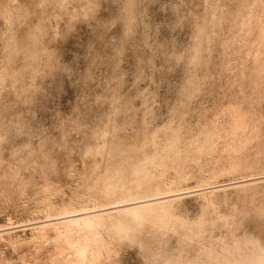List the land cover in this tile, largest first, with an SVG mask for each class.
<instances>
[{
	"label": "rangeland",
	"instance_id": "1",
	"mask_svg": "<svg viewBox=\"0 0 264 264\" xmlns=\"http://www.w3.org/2000/svg\"><path fill=\"white\" fill-rule=\"evenodd\" d=\"M263 253L264 0H0V264Z\"/></svg>",
	"mask_w": 264,
	"mask_h": 264
},
{
	"label": "bare ground",
	"instance_id": "2",
	"mask_svg": "<svg viewBox=\"0 0 264 264\" xmlns=\"http://www.w3.org/2000/svg\"><path fill=\"white\" fill-rule=\"evenodd\" d=\"M165 197V196H164ZM170 197V196H169ZM173 198V197H172ZM159 199V200H158ZM157 200L158 201H160V198H158ZM162 199V198H161ZM147 200V199H146ZM157 200H155V201H157ZM157 201V202H158ZM162 201V200H161ZM122 202V201H121ZM131 202H133L132 204H129V201H127V202H125V203H123V204H121V206H115L114 205V207L113 206H111V208L109 207L107 210H105V212H104V210H103V213H106V214H104V215H106L107 217H108V219L109 218H113L114 216H120V215H132V216H135V218H138V217H140V213L141 212H143V210H145V208H148V207H150V204H149V202H145V200H144V202L143 203H141V202H138V201H135V200H133V201H131ZM130 202V203H131ZM141 203V204H140ZM112 205V204H111ZM157 206V205H156ZM153 207V206H152ZM95 209V208H94ZM149 210H151V208L149 209ZM75 211V210H74ZM77 211V210H76ZM86 211V210H85ZM84 211V212H85ZM99 211H101V210H99ZM147 211H148V209H147ZM81 212V211H80ZM87 212H89V211H87ZM155 212V211H154ZM101 212H99V214H100ZM103 213H101V214H103ZM80 214H82V213H80ZM85 214V213H84ZM90 214V215H89ZM88 215L87 214H85V215H81V216H79L77 219H74V220H71V219H67L68 221H72V223L74 222V224L77 226L76 228L77 229H75V230H77V233H76V231H75V233H76V235H78V238H77V240L79 239V236L81 235V239L77 242V240H76V242H74V243H76L75 245H72L71 244V246L72 247H74V249L76 248V250H77V252L79 253V255L81 256L82 255V257L83 256H85L86 254H89V253H87V251H88V248H89V246L92 244L93 245V247H94V245L97 243V244H99L98 242H100V239H99V229H100V226L102 225V223L103 222H101V221H104V220H102V219H105V216L104 215H100V216H96V215H92L91 216V213H89ZM148 214V213H147ZM73 215V214H72ZM103 216V217H102ZM137 216V217H136ZM145 216V215H144ZM106 217V218H107ZM126 217V216H125ZM66 218V217H65ZM68 218V217H67ZM119 218V217H118ZM120 218H121V216H120ZM124 218V217H123ZM134 218V219H135ZM110 219V220H111ZM117 219V218H116ZM125 219V218H124ZM140 219V218H139ZM62 220V219H61ZM109 220V221H110ZM115 220V219H114ZM118 220V219H117ZM116 220V221H117ZM106 221H107V219H106ZM116 221H115V223H116ZM110 222H112V221H110ZM105 223V222H104ZM114 223V222H113ZM120 223H122V222H120ZM120 223H116L114 226L113 225H111L110 227H113L114 229H117L118 227H120ZM124 223V222H123ZM109 224V223H108ZM110 225V224H109ZM109 225H107V227L109 226ZM122 225V224H121ZM103 226V225H102ZM105 226V225H104ZM117 228H116V227ZM109 227V228H110ZM105 228V227H104ZM125 228V227H124ZM124 228H122L121 227V229L123 230ZM106 229V228H105ZM108 229V228H107ZM111 229V228H110ZM113 229V230H114ZM117 231H119V230H117ZM71 232V231H70ZM119 232H121V231H119ZM101 233V232H100ZM72 234V233H71ZM100 236H101V234H100ZM70 237V236H69ZM72 237V236H71ZM74 237V236H73ZM101 238V237H100ZM73 239V238H72ZM71 239V240H72ZM102 241V240H101ZM91 243V244H90ZM95 243V244H94ZM100 243H102V242H100ZM101 245H103V244H101ZM70 246V247H71ZM92 247V248H93ZM100 248V247H99ZM73 249V248H72ZM251 249V248H250ZM90 250V249H89ZM92 250V252H93V250H94V248L93 249H91ZM96 250V249H95ZM100 251L102 250V249H99ZM77 253V254H78ZM90 253H91V251H90ZM261 253V252H260ZM264 254V253H263ZM92 255H94V253L92 254ZM100 255V254H99ZM78 256V255H77ZM88 256V255H87ZM86 256V257H87ZM85 257V258H86ZM94 257V256H93ZM99 257V256H98ZM81 258V257H80ZM84 258V257H83ZM92 258V257H91ZM67 259V258H66ZM97 259V258H96ZM94 260V259H93ZM264 261V260H263ZM89 262V261H88ZM92 262V261H91ZM258 262V261H257ZM236 263V262H235Z\"/></svg>",
	"mask_w": 264,
	"mask_h": 264
}]
</instances>
